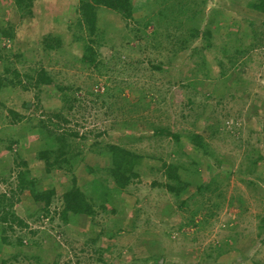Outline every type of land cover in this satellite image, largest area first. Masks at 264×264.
<instances>
[{
	"label": "rangeland",
	"instance_id": "1",
	"mask_svg": "<svg viewBox=\"0 0 264 264\" xmlns=\"http://www.w3.org/2000/svg\"><path fill=\"white\" fill-rule=\"evenodd\" d=\"M250 2L256 0H132L130 18L99 8L101 56L111 60L99 71L79 62L84 45L77 37L79 0H34L28 18L15 0H0V26L16 31V43L2 38L0 44L21 54L10 57L4 74L8 63L0 60L4 76L14 80L16 69L21 79L0 92V150L8 148L0 161V205L13 197V210L29 224L6 229L11 244L0 232V264H264V12ZM181 18L183 27L197 33L189 47L176 53L164 37L166 48H153L146 34L159 28L172 33L171 25ZM186 29L178 36L188 34ZM81 32L88 38L86 29ZM55 35L62 46L54 44ZM250 42L253 47L242 51ZM26 48L29 52L22 51ZM219 60L228 69L224 75ZM41 67L53 82L36 87L32 78ZM10 109L23 119L11 124ZM58 111L67 122L56 118ZM43 123L56 136L71 132L62 158L67 161L50 171L38 153L57 150L58 144L43 133ZM154 126L180 137L159 138ZM191 134L202 138L191 140ZM11 140L17 143L10 148ZM105 144L130 150L137 175L125 188L109 177L97 188L105 200L88 195L94 215L70 213L65 220L62 192L72 179L86 182L90 193L94 177L113 166ZM176 161L177 176L187 183L178 197L167 187L178 186V180L165 171ZM20 172L33 184L19 188ZM212 181L221 196L215 185L207 195L218 207L197 198L199 184ZM33 187L54 188L47 209L32 196ZM195 204H206L214 215L201 212L188 224ZM16 238L23 243L13 244Z\"/></svg>",
	"mask_w": 264,
	"mask_h": 264
},
{
	"label": "trees",
	"instance_id": "2",
	"mask_svg": "<svg viewBox=\"0 0 264 264\" xmlns=\"http://www.w3.org/2000/svg\"><path fill=\"white\" fill-rule=\"evenodd\" d=\"M80 1V6L79 7V11H80V18L77 19L76 21V25L77 28L79 29L80 34L77 36L79 39H83L84 40V45H83V52L81 54V57L79 59V62H81L83 65H87L89 67H95L96 69H98L99 71H103L104 68H108V66H110V61L111 60H105L104 57H102V52L100 51L101 47H102V40H101V36L100 34H103V31H101L99 33L98 30V19H99V14H98V9H110L111 11L119 14L122 18H130L133 14V10H134V6L132 3V0H79ZM34 0H15V7L17 8V10H20L22 17L25 16L26 18L30 17L29 15L31 14V7L33 5ZM251 6L254 9H257L261 12H264V0H256V2L251 3ZM199 10V8H197ZM16 10V11H17ZM181 8L178 7V18L181 15L180 13ZM162 15L165 16V12H161ZM195 14V11H193V15ZM196 17V16H194ZM193 18V17H192ZM185 18H181L178 19V23L172 28L174 29L172 31V33H165L162 29L159 28L160 32L156 33V29L153 30L152 33L146 34L148 35V37L150 38L149 41H151L153 48L160 50V49H164L166 48L164 46V37L170 38L171 42H172V46H173V50L174 52H178L181 49H186L189 47V43H190V39L195 37L197 35V33L195 32V28L193 29L194 31H188V29L192 30L191 28H185L183 27V25H181L183 23V20ZM215 24L214 23V19L210 20L208 22V25H206L205 31H206V37H209L210 35H212V25ZM160 25V24H158ZM86 29L87 31V35L88 38H84L83 36V32H81L82 30ZM184 29H186L189 33L185 34V36H178V33H183ZM143 33H145V31H143ZM16 37V31L9 26L8 28L4 27L2 24L0 26V39H7V40H12L13 43H16L14 41ZM98 37H100L98 39ZM2 39V40H3ZM54 44L56 45H61L63 44V41H61L59 39V35H55L54 36ZM254 42H250L249 44L245 45V46H241L242 51L244 50H250L253 46ZM210 45V44H208ZM47 46H49L50 48L55 47L52 46V44H48ZM9 49V48H8ZM222 51H224V53H226L228 51L227 48H224V46L222 45ZM14 56V57H20L21 54L16 51L15 53L10 52L7 50V48H5V44L1 45L0 44V60H2L3 62L6 61L5 67L3 68V74L5 72H9V61H10V57ZM223 56H225V54H223ZM237 57V56H235ZM110 58V57H109ZM203 59V62L201 64L200 70L203 72V75L206 76L208 75V65L206 63L205 57H202L201 60ZM231 64V63H230ZM219 66H220V74H226L228 69L226 67H224V61L223 60H219ZM155 69H162L163 67L159 66V65H154ZM199 70V69H198ZM13 75H14V80L17 79L18 83H21V79L19 78V72L16 71V69L13 70ZM2 74V72H0V92L2 91V89L4 88L5 84L7 82H14L13 79L8 78L7 76H4ZM33 79V84L36 87H40L41 85L44 84H50L51 82H53V78L46 72V70L44 68L41 67L40 70H38L35 74H34V78ZM193 83V82H192ZM194 84V83H193ZM68 98L67 93H65L62 97V99ZM4 105V104H3ZM0 106H1V100H0ZM25 108L27 107V103L24 104ZM3 108V106H2ZM9 115V117H12V120H10L11 124L22 120L23 119V115L17 113L15 110L10 109L9 112L7 113ZM56 118H58L59 120H63L64 122H67V118L63 115H61V112L58 111L56 113ZM8 118V117H7ZM51 118H49L48 120V124H53V122H51ZM43 129V133L47 134L49 137L50 135H53V131L48 128L47 123H43L42 127ZM154 130H155V136L162 138L161 136H172L174 139L178 140V138L180 137V133L178 132H171V130L167 127L164 126H154ZM71 132H62L60 134L53 135V139L56 140L57 144H58V148L57 150H45L43 152H39L38 153V157L39 160H42L45 164V167L48 171H50L53 167L54 164L59 163L60 161H67L65 159H62L63 156L68 153L66 151V142L67 141V134H70ZM71 135H77V132H73ZM192 136V137H191ZM189 138L191 140H195V139H200L202 138L200 135H190ZM14 141V140H13ZM12 140L10 142H8V146H12L13 142ZM17 141V140H16ZM16 143V142H15ZM10 146V148H11ZM105 150L109 151L112 155V167L110 168L109 171H107L106 173L103 172L102 170L100 171L99 169H95L96 171H100L102 174L98 173V175L96 177H94V179L91 181L90 185H95V188L92 190L90 189V193H88V187H87V183L83 182V183H78L77 178L75 177V179H72V183L71 186L65 190H63L62 192V197H63V209L60 212V216L62 218H64L65 220L68 219V215L70 213L76 214L78 216H82V215H94V209L92 206V201L89 199L88 195L91 194V199H96L99 201L105 200V193H98L97 191L99 190V188H101L105 182H107V179L109 177H112L113 182L115 183L116 186H119L120 188H125L127 187L128 183L131 181L132 176H136L137 173L133 172V167L132 168V164L136 165L135 159H134V154L131 153L130 150H128L126 147L124 146H120L117 144H105L104 147ZM178 152L182 153L183 149L181 148L180 144H178ZM51 154H53V160L50 157ZM256 159L252 161L251 165H255L256 164ZM23 165H25L24 162H22ZM19 164V163H17ZM179 164V163H178ZM177 161L176 162H171L170 164L167 165L166 168V174L168 176L169 179L174 180H178V186L175 185L174 183H170L168 182L167 187L169 188V191L171 193L174 194V196H180V194L182 193L184 187L187 185L186 184H182V180L181 178H179V176H177V168H175V166L178 165ZM25 172H20L18 174V180H19V188L24 187L26 185H30L33 184L32 181L34 182V180H29L25 178ZM215 185V189L218 193V196H221L220 192H219V187H216V183L214 181L210 182V183H205V184H199V186L197 187V195L199 194V197H197L198 199H204V201H211L213 198L211 196L207 195V191H211L212 190V186ZM98 188V190H97ZM32 190V196L39 201H42L45 205V208L47 209V207H49L50 203L52 202V198L55 195V190L54 188H48L46 189V191L44 190H39V189H35V187L30 188ZM92 190V191H91ZM206 190V191H204ZM13 194H15L13 192ZM10 202L3 205H0V222L6 224V226H2V229L0 230V232L3 233L1 240L5 243L11 244L12 241H9L7 234H5L7 232V230H14V224L19 225L20 227H29V224L26 222V220L22 219L19 215H17V213L13 210V205L14 203V198L11 197L10 198ZM238 200L241 201L240 198H238ZM208 201V202H209ZM182 204H184V202L186 203V200H182L181 201ZM213 205L214 203V207H218L219 205L213 201H211ZM182 206V205H181ZM206 204H195L194 208L189 211V222L188 224H195L194 222V218L195 215H198L199 213L203 212L204 217L207 216H213L214 213L211 212V207L209 209L206 210ZM263 220V218H262ZM261 220V221H262ZM198 223V222H197ZM193 224V225H194ZM261 227H263V225H261ZM7 229V230H6ZM30 232L35 233V230H31ZM20 237V236H19ZM16 242H14L13 244L15 245H20L22 244V239L21 238H16L15 240ZM202 252L205 254V252L207 251H203ZM19 255V253L14 254L13 257H17ZM150 257V256H148ZM151 257H153V259H156L157 256L151 255ZM151 259V258H148Z\"/></svg>",
	"mask_w": 264,
	"mask_h": 264
},
{
	"label": "crops",
	"instance_id": "3",
	"mask_svg": "<svg viewBox=\"0 0 264 264\" xmlns=\"http://www.w3.org/2000/svg\"><path fill=\"white\" fill-rule=\"evenodd\" d=\"M6 41H8V40H6ZM28 47V46H27ZM29 48H26V50L25 49H22V51L23 52H29V50H28ZM20 53V52H19ZM17 143V142H16ZM15 144V143H14ZM7 150H8V148L7 147H5V149H2V150H0V161L3 159V155H5L6 153H7Z\"/></svg>",
	"mask_w": 264,
	"mask_h": 264
},
{
	"label": "clouds",
	"instance_id": "4",
	"mask_svg": "<svg viewBox=\"0 0 264 264\" xmlns=\"http://www.w3.org/2000/svg\"><path fill=\"white\" fill-rule=\"evenodd\" d=\"M202 1V3H205L206 2V0H201ZM194 10V9H193ZM199 10H201L200 8H199Z\"/></svg>",
	"mask_w": 264,
	"mask_h": 264
}]
</instances>
